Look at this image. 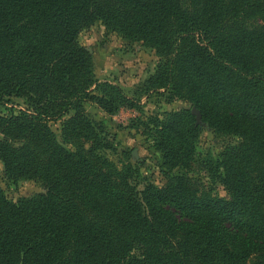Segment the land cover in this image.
Listing matches in <instances>:
<instances>
[{"label":"trees","instance_id":"obj_1","mask_svg":"<svg viewBox=\"0 0 264 264\" xmlns=\"http://www.w3.org/2000/svg\"><path fill=\"white\" fill-rule=\"evenodd\" d=\"M98 22L156 52L146 94L190 105L140 123L162 187L138 191V170L108 159L110 136L85 110L140 109L95 78L79 38ZM13 99L27 108L0 112V161L44 193L13 202L0 187V264H264V0H0V108ZM193 108L236 141L210 161V185L190 176Z\"/></svg>","mask_w":264,"mask_h":264},{"label":"rangeland","instance_id":"obj_2","mask_svg":"<svg viewBox=\"0 0 264 264\" xmlns=\"http://www.w3.org/2000/svg\"><path fill=\"white\" fill-rule=\"evenodd\" d=\"M79 43L92 55L97 81L120 88L129 98L140 103V109L121 108L115 115L105 113L96 104L85 105L88 116L103 124L106 135L110 136L108 139L113 145V150L105 155L119 170L127 165L138 170V177L133 180L138 191H143L147 183L162 187L165 184L162 154L153 147L152 139L144 134L140 123L151 117L165 119L172 112L189 109L190 105L178 100L170 101L163 92L146 94L143 85L155 73L160 59L154 50L142 43H130L107 31L100 22L84 31ZM26 108L23 100L13 99L6 108H0V112L19 113ZM61 125L62 120L51 122L59 142L62 141ZM199 126L202 130L198 139L199 157L190 169V176L210 185V161L216 160L227 145L236 141L228 135L214 132L203 123ZM0 187L13 202L44 193L41 186L35 182L8 181L1 161ZM212 193L215 197L228 199L220 184L213 185Z\"/></svg>","mask_w":264,"mask_h":264},{"label":"water","instance_id":"obj_3","mask_svg":"<svg viewBox=\"0 0 264 264\" xmlns=\"http://www.w3.org/2000/svg\"><path fill=\"white\" fill-rule=\"evenodd\" d=\"M192 114L196 116L198 124L202 123L200 112L196 108H193Z\"/></svg>","mask_w":264,"mask_h":264}]
</instances>
